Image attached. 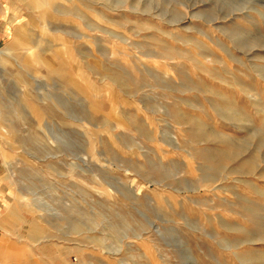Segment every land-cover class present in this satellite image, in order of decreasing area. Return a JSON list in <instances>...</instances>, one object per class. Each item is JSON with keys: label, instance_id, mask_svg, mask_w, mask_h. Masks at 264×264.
Listing matches in <instances>:
<instances>
[{"label": "rangeland", "instance_id": "rangeland-1", "mask_svg": "<svg viewBox=\"0 0 264 264\" xmlns=\"http://www.w3.org/2000/svg\"><path fill=\"white\" fill-rule=\"evenodd\" d=\"M0 264H264V0H0Z\"/></svg>", "mask_w": 264, "mask_h": 264}]
</instances>
